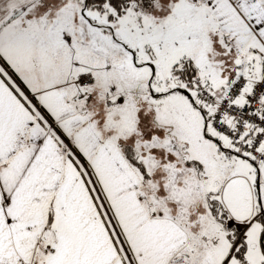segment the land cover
<instances>
[{
    "label": "snow or ice",
    "instance_id": "6c2138e0",
    "mask_svg": "<svg viewBox=\"0 0 264 264\" xmlns=\"http://www.w3.org/2000/svg\"><path fill=\"white\" fill-rule=\"evenodd\" d=\"M0 264H264V0H0Z\"/></svg>",
    "mask_w": 264,
    "mask_h": 264
}]
</instances>
